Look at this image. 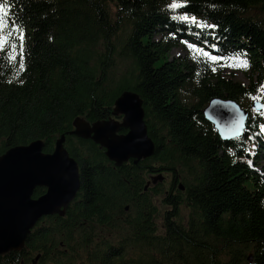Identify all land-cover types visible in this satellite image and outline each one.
I'll use <instances>...</instances> for the list:
<instances>
[{
    "label": "trees",
    "instance_id": "1",
    "mask_svg": "<svg viewBox=\"0 0 264 264\" xmlns=\"http://www.w3.org/2000/svg\"><path fill=\"white\" fill-rule=\"evenodd\" d=\"M0 4V156L38 139L52 152L65 135L81 180L66 213L43 217L0 264H264V108L250 109L253 97L264 104V0ZM180 45L189 52L173 56ZM189 45L217 60L194 58ZM237 56L248 81L226 73ZM127 90L143 102L155 153L117 165L71 131L80 118L122 117L114 111ZM214 98L249 111L243 136L224 141L204 117Z\"/></svg>",
    "mask_w": 264,
    "mask_h": 264
},
{
    "label": "water",
    "instance_id": "2",
    "mask_svg": "<svg viewBox=\"0 0 264 264\" xmlns=\"http://www.w3.org/2000/svg\"><path fill=\"white\" fill-rule=\"evenodd\" d=\"M264 105L255 100L253 108L261 112ZM244 116V131L235 135L239 114ZM204 117L213 124L224 141L243 136L247 129L249 111L232 100L212 99L203 109ZM114 115H122L123 122L114 120L90 125L77 119L72 135L92 138L106 148L107 157L117 165L135 159L148 158L155 153L144 120L143 102L134 91H125L116 101ZM124 126L127 132L115 135ZM62 135L52 152H45V142L35 140L27 145L8 149L0 156V255L20 250L40 220L48 215H64L78 197L81 188L78 162L64 147ZM163 180V175L153 182ZM38 187L45 193L34 197ZM181 188L184 187L181 185ZM128 209V207H127Z\"/></svg>",
    "mask_w": 264,
    "mask_h": 264
},
{
    "label": "snow or ice",
    "instance_id": "3",
    "mask_svg": "<svg viewBox=\"0 0 264 264\" xmlns=\"http://www.w3.org/2000/svg\"><path fill=\"white\" fill-rule=\"evenodd\" d=\"M185 6H186V4L182 5V4H177V3H173L170 5V7L173 9H176L178 7H185ZM7 16H8V12H7L6 8L4 7L3 4H0V32H2L3 29L6 27V25L4 24V21L7 18ZM180 19H182L183 21H190L193 24H197V20L195 17H189L187 15H183L180 17ZM198 26H200V27H211V28L216 27L215 25H203V24H200ZM11 34H12L11 31H9L8 35L11 36ZM23 38H24L23 33L21 32L19 39L22 41ZM189 47L193 49L194 58L197 54H200V55L204 56L206 59H209L213 62H215L217 60V57L211 56L209 53H207L203 49H199V48H196L195 46H191V45H189ZM3 50H4V45H3V43H0V51H3ZM20 50H21V55H22V50H23L22 44L20 45ZM15 55H16V46L13 45L12 46V53L9 54V59H15ZM232 59H233V63L228 65V66L237 67V68H244V69H247L249 66L247 60L241 59L238 56L234 57ZM20 68L23 69V63L22 62L20 63ZM213 71H215V68H213ZM261 92L264 93V88H261ZM258 98L259 97H253L254 100L258 99ZM261 107H264V105H261ZM261 114H264V113H261ZM243 120H244V116L242 113H240L239 117L236 121V129H235V133H234L235 135H239L240 133H242L244 131ZM261 131L264 132V127H262Z\"/></svg>",
    "mask_w": 264,
    "mask_h": 264
},
{
    "label": "rangeland",
    "instance_id": "4",
    "mask_svg": "<svg viewBox=\"0 0 264 264\" xmlns=\"http://www.w3.org/2000/svg\"><path fill=\"white\" fill-rule=\"evenodd\" d=\"M189 52V48L183 46V45H180L179 47H176L173 49L172 51V55L173 56H180V55H186L187 53ZM230 65V64H229ZM226 73L229 74V75H232V77L236 80H241V81H248L249 79L245 76L242 68H237V67H231V66H228L226 67ZM256 80V78H254V81ZM255 100H261L260 97L258 99H255ZM253 100V101H255ZM250 109L254 112H256V110L253 108V107H250ZM112 120H114L115 122H118V123H122L123 122V118L120 117V118H117V117H113ZM82 123H85V124H88L87 121L84 119V118H80V120ZM115 135H117L115 133ZM260 151V156H262L264 154V149L263 148H260L259 149Z\"/></svg>",
    "mask_w": 264,
    "mask_h": 264
},
{
    "label": "flooded vegetation",
    "instance_id": "5",
    "mask_svg": "<svg viewBox=\"0 0 264 264\" xmlns=\"http://www.w3.org/2000/svg\"><path fill=\"white\" fill-rule=\"evenodd\" d=\"M122 118H123V116H122ZM119 124H121V123H119ZM121 127H123V126H121ZM120 129H121V128H120ZM120 129H119V131H120ZM126 129H127V128H126ZM119 131H118V132H119ZM118 132H117V133H118ZM170 176H171V175H170ZM171 177H172V176H171Z\"/></svg>",
    "mask_w": 264,
    "mask_h": 264
},
{
    "label": "bare ground",
    "instance_id": "6",
    "mask_svg": "<svg viewBox=\"0 0 264 264\" xmlns=\"http://www.w3.org/2000/svg\"><path fill=\"white\" fill-rule=\"evenodd\" d=\"M248 118H249V116H248Z\"/></svg>",
    "mask_w": 264,
    "mask_h": 264
}]
</instances>
